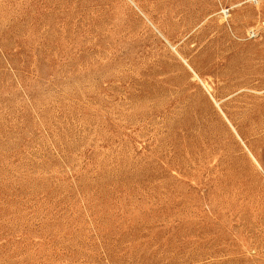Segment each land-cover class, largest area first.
Segmentation results:
<instances>
[{"label":"rangeland","instance_id":"1","mask_svg":"<svg viewBox=\"0 0 264 264\" xmlns=\"http://www.w3.org/2000/svg\"><path fill=\"white\" fill-rule=\"evenodd\" d=\"M0 264H264V0H0Z\"/></svg>","mask_w":264,"mask_h":264}]
</instances>
